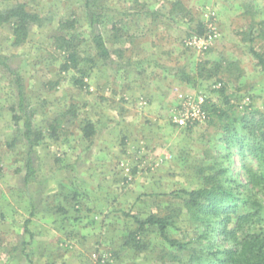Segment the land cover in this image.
I'll use <instances>...</instances> for the list:
<instances>
[{
	"label": "rangeland",
	"instance_id": "rangeland-1",
	"mask_svg": "<svg viewBox=\"0 0 264 264\" xmlns=\"http://www.w3.org/2000/svg\"><path fill=\"white\" fill-rule=\"evenodd\" d=\"M97 1L112 9L102 31L115 61L128 65L119 71L97 56L84 0H0V11L25 3L43 20L20 46L11 24L0 27V54L22 67L43 136L38 175L26 184L15 96L0 71V264H179L155 227L140 236L142 248L130 244L135 218L173 215L169 235L188 242L199 225L183 192L204 187L223 165L227 124L263 116L264 71L251 50L264 53V0ZM66 20L76 21L84 87L75 85L79 72L60 69L56 42ZM200 22L215 31L201 50L186 44ZM189 102L205 121L176 125ZM89 121L92 138L84 132ZM233 151L236 176L243 159ZM26 227L34 235L30 261L22 252L31 241Z\"/></svg>",
	"mask_w": 264,
	"mask_h": 264
},
{
	"label": "trees",
	"instance_id": "trees-1",
	"mask_svg": "<svg viewBox=\"0 0 264 264\" xmlns=\"http://www.w3.org/2000/svg\"><path fill=\"white\" fill-rule=\"evenodd\" d=\"M178 5H181L178 1L173 3V12ZM84 10L89 35L102 64L116 71L128 66L115 61L114 53L108 47L102 31L104 21L112 9L100 5L97 0H84ZM42 21L40 14L28 10L25 3H17L0 11V27L12 25V41L15 46L27 42L32 27L41 26ZM75 23L73 20L60 23L64 34L57 37L56 44L64 55L61 71L79 72L81 77H74L75 85L84 87L86 72L79 69L80 54L77 34L74 32ZM208 32L200 22L196 34L204 36ZM251 52L264 71V53L255 48ZM14 58L0 54V71L15 96L13 120L20 128L25 147L24 181L30 184L38 175L37 148L43 136L35 127V114L28 98L26 77L22 67L14 66ZM181 73L187 75L185 70H181ZM225 115L221 113L220 117ZM237 123H241V127L236 126ZM94 126L91 121L86 123V137L92 138L95 135ZM222 142L227 145L220 158L223 165L216 159L220 167H211L216 170L207 178L205 186L183 192L184 207L189 218L199 225L194 236L188 242L171 237L168 231L175 226L174 216L152 214L144 220L135 218L138 228L129 236L132 246L142 248L140 236L149 227H155L170 248L167 253L172 259L179 258V264H264V113L258 121L242 116L231 125L227 124ZM234 149L243 159L236 176L230 174ZM250 157L257 160L256 168L251 165ZM244 162L250 164L248 168ZM29 224L30 221H27V227ZM27 227L25 233L29 234L31 241L22 242V252L30 261L28 248L34 235ZM191 244L197 246L189 247Z\"/></svg>",
	"mask_w": 264,
	"mask_h": 264
},
{
	"label": "built area",
	"instance_id": "built-area-1",
	"mask_svg": "<svg viewBox=\"0 0 264 264\" xmlns=\"http://www.w3.org/2000/svg\"><path fill=\"white\" fill-rule=\"evenodd\" d=\"M214 36L215 31L211 29L206 36L192 37L187 41L186 44L191 48L201 50L207 48V46L210 45V42ZM200 102L201 103L199 105H201L204 100L201 98ZM205 119L206 117L200 106L195 107L189 102L183 107V110L178 113V115H175L173 122L178 126H189L193 125L194 123L204 122Z\"/></svg>",
	"mask_w": 264,
	"mask_h": 264
}]
</instances>
